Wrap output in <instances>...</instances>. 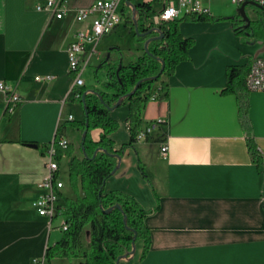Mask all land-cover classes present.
Wrapping results in <instances>:
<instances>
[{
	"label": "crops",
	"instance_id": "crops-1",
	"mask_svg": "<svg viewBox=\"0 0 264 264\" xmlns=\"http://www.w3.org/2000/svg\"><path fill=\"white\" fill-rule=\"evenodd\" d=\"M96 1L67 0L68 12L57 19L37 10L46 0H0V82L22 99L8 113L0 91V264H37L64 221L58 215L61 223L54 228L56 218L39 215L32 202L43 193L38 183L58 127L70 115L77 120L79 90L69 71L68 49L77 32L91 26V20L77 22L76 13ZM124 13L122 23L132 21V8ZM184 18L177 19L181 34L195 41L189 58L163 77L168 97L149 101L142 112L144 127L160 119L164 123L125 150L105 183L106 193L131 195L144 209L158 205L145 219L149 252L141 259L139 241L121 264H264V92L252 91L249 97L260 165L247 146L236 95L223 94L228 67L264 57V48H252L228 25ZM85 51L88 65L101 55L95 47ZM46 75L54 78L36 80ZM80 108L78 120L84 113ZM117 109L110 116L119 122L111 135L118 150L130 142V131L128 107ZM78 134L67 126L58 139L75 143ZM100 134L95 129L90 135L98 140ZM163 144L169 147L167 158L160 155Z\"/></svg>",
	"mask_w": 264,
	"mask_h": 264
},
{
	"label": "trees",
	"instance_id": "trees-1",
	"mask_svg": "<svg viewBox=\"0 0 264 264\" xmlns=\"http://www.w3.org/2000/svg\"><path fill=\"white\" fill-rule=\"evenodd\" d=\"M131 1L136 6V16L129 23L134 31L135 41L144 43L150 37L158 35L154 25H147L153 8L149 3ZM128 9L125 4L123 10ZM210 19L212 16H188L183 20L202 22ZM181 21L162 24L159 28L163 36L152 40L147 50L143 47L141 54L135 59L129 57L127 63L122 60L124 54L118 59H102L95 67L96 74L101 69L106 73V81L100 86L77 87L79 91L75 100L84 110L83 117L59 126L55 138L57 161L70 159L67 184L72 193L66 195L59 191L57 213V216L64 217L69 228L59 241L47 248L44 256L46 261L62 259L67 264H118L120 257L122 260L131 257L134 239L135 243L143 242L141 259L149 252L151 234L145 219L158 209V205L147 210L131 195L120 191L106 193L104 187L106 181L115 174L118 157H122L126 149L138 142V135L144 129L142 112L149 101L153 96L155 99L168 97L169 87L162 80L163 77L171 76L177 65L189 58V50L195 41L183 37L180 31ZM233 30L244 42L255 41L257 35L264 38V25L254 27L250 21L243 28L234 24ZM151 31L153 32L148 34ZM250 65L251 63L228 67L227 85L223 94L236 95L247 146L254 162L260 165L263 156L253 134L249 117L251 91L245 83ZM158 83V88H155ZM118 103L120 106H128L130 142L117 150L111 135L118 129L119 122L110 116V112ZM86 123L88 129L83 141ZM67 126L80 132L77 147L74 143H69L66 147L58 144V137L64 134ZM95 129L101 130L98 140H93L90 135ZM86 232L89 233L88 244L85 240Z\"/></svg>",
	"mask_w": 264,
	"mask_h": 264
},
{
	"label": "built area",
	"instance_id": "built-area-1",
	"mask_svg": "<svg viewBox=\"0 0 264 264\" xmlns=\"http://www.w3.org/2000/svg\"><path fill=\"white\" fill-rule=\"evenodd\" d=\"M235 5H242L246 2H254L264 8V0H230ZM158 2L161 5L160 10L155 14L153 19H148L147 25H154L160 27L162 24L170 21H175L180 17L188 16H211L210 8L205 5L210 0H143V3ZM125 0H98L90 5L87 9L78 11L75 15L77 22H85L91 20L89 30H81L77 32L74 42L68 49L69 54V71L72 75L77 77L74 80V87H81L84 82L81 79L83 72L81 64L83 63L82 54L85 51L87 44L97 43L103 36L112 33L124 20ZM129 7V6H128ZM131 7H129L130 9ZM37 10L49 11L53 13L55 18L62 19L68 12L67 0H46L44 6L39 5ZM133 10V9H132ZM153 10L151 11V13ZM134 15H131V20ZM88 65V61L85 66ZM54 77L50 75L36 77L37 81H51ZM246 86L252 91L264 92V57H256L252 60L249 73L246 77ZM0 91L6 96V111L13 113L21 104V97L5 82H0ZM78 93V92H77ZM76 93V95H78ZM152 100H155L154 96ZM69 121L74 120V116H69ZM162 119L151 123L144 127L138 135V141L146 140L154 132V130L162 125ZM60 146L66 147L69 144L67 138H61L58 141ZM169 154V147L163 144L160 148V155L167 158ZM60 166L56 159V143L53 141L48 147L45 154V174L43 179L38 183V187L43 193L37 197L32 206L41 216L49 218L51 221L57 217L59 204V191L63 188V182L59 179ZM61 231L68 230L69 225L64 221L59 226ZM41 260V261H40ZM35 263L44 264L45 257L42 259H35Z\"/></svg>",
	"mask_w": 264,
	"mask_h": 264
},
{
	"label": "rangeland",
	"instance_id": "rangeland-1",
	"mask_svg": "<svg viewBox=\"0 0 264 264\" xmlns=\"http://www.w3.org/2000/svg\"><path fill=\"white\" fill-rule=\"evenodd\" d=\"M136 2H143V0H133ZM205 5L210 8L212 19L208 21H202L203 22H209L211 24H221V25H228L229 27L233 28L234 24H236L238 27L243 28L245 27L247 22H251L254 27H258L261 25H264V10L256 8L254 6L248 5L246 6L245 13L246 17L241 16L239 13V7L238 5L233 4L230 0H210V2H206ZM153 12L150 13L149 18L153 19L155 14L160 10L161 5L158 4V2L152 3ZM130 20V18L128 19ZM127 21L122 23L115 31L112 33L103 36L97 43L88 44V48H96V53H100L99 57L96 59L92 57V60L89 61V65L85 66V63L88 61L87 55L85 54L86 51L82 54L83 63L81 64L83 72L81 73V79L84 82L85 87H92V86H100L101 83L106 81V73L103 69L99 70V72L96 74V66L102 62V59L104 58H112V59H118L119 56L121 57L122 54H124V63H127L129 60V57L132 59H135L139 54H141V50L144 46V43L142 42H136L134 38V31L131 28L130 21ZM146 20V19H145ZM199 22V21H198ZM262 34V33H261ZM262 35H257L255 38V41L251 42L249 45L252 48L262 49L264 48V38L261 37ZM87 47L85 49H87ZM115 49V50H112ZM121 50V51H118ZM256 49V50H257ZM139 50V51H138ZM132 53V54H130ZM96 62L97 64L95 67L91 65L90 62ZM77 77L72 75L73 81ZM81 106V105H80ZM79 105H77L78 110L75 111V117L78 120L82 116V110ZM128 107L127 105L119 106L117 110H123ZM66 114V113H65ZM262 127L261 129H264V120L261 123ZM80 132L74 139V144L76 147L79 145L80 142ZM69 139V138H68ZM67 139V140H68ZM70 141V139L68 140ZM70 143V142H69ZM59 163H62V168L59 172V179L63 182V188L62 192L66 195H71L72 191L70 187L67 184V176H68V159L61 160ZM61 223V219L58 217L54 220L53 227L59 226ZM61 225V224H60ZM57 231L56 239L55 241L51 242V245L54 244V242L59 241L64 232L61 231L59 227L57 229L55 228L54 232ZM85 240L86 243H89V233H85ZM41 261V260H40ZM51 264H67L66 260H59L58 262H55V260L50 261ZM48 261L44 262V264H50Z\"/></svg>",
	"mask_w": 264,
	"mask_h": 264
},
{
	"label": "water",
	"instance_id": "water-1",
	"mask_svg": "<svg viewBox=\"0 0 264 264\" xmlns=\"http://www.w3.org/2000/svg\"><path fill=\"white\" fill-rule=\"evenodd\" d=\"M125 1H126V4H127L129 7H131V8L133 9V15H134V18H135V16H136V6H135V4H134L131 0H125ZM248 5L254 6V7L259 8V9H263V7H261L260 5L254 3V2H246V3H243L242 5H240V7H239V13L241 14V16L246 17L245 9H246V6H248ZM147 21H148V20H147ZM152 32H153V31L149 32L148 34H150V33H152ZM155 32L158 34L157 36L150 37L149 39H147V40L144 42V49H145V50H147L148 44H149L152 40H154V39H158V38H160V37L163 36L162 33H161V31H160V28H159V27H156V28H155ZM82 100H83V101L85 100V95H83ZM119 106H120V103L116 104V105L111 109V111L114 110V109H116V108H118ZM86 115H87V113H86ZM87 129H88V123H86V130L83 132V136H82V140H83V141H84L85 138H86ZM118 160H119V162H120V161H121V157H118ZM117 169H118V166L116 167L115 172L117 171ZM115 172H114V173H115ZM110 210H112V209H109V211H110ZM135 246H136V243H135V239H134V241H133V250H132L131 256L135 253ZM121 260H122V257H120V258L118 259V261H117L118 264H121V263H120Z\"/></svg>",
	"mask_w": 264,
	"mask_h": 264
}]
</instances>
